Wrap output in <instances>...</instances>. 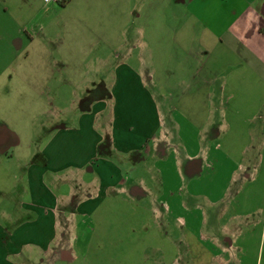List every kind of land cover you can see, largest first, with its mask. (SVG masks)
<instances>
[{
    "label": "crops",
    "instance_id": "crops-1",
    "mask_svg": "<svg viewBox=\"0 0 264 264\" xmlns=\"http://www.w3.org/2000/svg\"><path fill=\"white\" fill-rule=\"evenodd\" d=\"M80 1L65 0L61 5L0 0V51L50 44L46 35L57 9ZM153 2L162 6L157 19L176 21L166 32L147 31L154 37L145 43L152 53L171 37L167 51L178 55L175 62L158 66L162 69L159 91L150 89L157 70L148 62L133 61L130 48L126 61L119 60L114 72L115 108L105 111L107 105L99 103L83 115L78 133L87 128L80 141L89 149L81 160L70 157L79 144L76 137L66 135L74 130L59 126L45 145L43 160L38 150L35 153L34 160L42 166L26 162L20 176H0L5 188L0 189V197L15 205L14 215L6 217L18 228L9 235V244L32 242L48 264H75L76 246L88 243L85 228L97 215L98 201L127 193L133 199L156 197L159 205L154 210L174 218L162 225L171 234L174 254L188 264H264V0H148V10H155ZM192 52H198L195 61ZM70 62L63 64L69 67ZM171 77L186 86L198 85V91L207 87L203 98L208 101L207 127L202 130L209 132V139L201 142L203 131L189 118H172L171 108L164 104L168 93L163 85L171 83ZM218 82L222 88L216 101ZM215 115L223 125L212 128ZM190 116L195 119L198 114ZM93 127L101 134L93 133ZM11 134L6 128L0 130V154L7 158H14V149L22 145V139ZM11 139L12 146L6 148ZM88 139L93 140L91 147ZM105 139L108 150L95 159V150ZM74 169L80 171V181L89 179L87 172L94 174L79 192L72 190L69 173ZM185 175L191 178L186 186ZM20 178L25 188L8 189L10 180ZM185 195L191 208L183 201ZM200 197L205 205L198 203ZM5 206L1 209L9 211ZM205 209L213 217L208 224L201 221ZM205 226L217 229L221 237L212 233L205 237ZM178 231L179 237H174ZM0 238L5 240L1 227ZM166 253H159V264H168V259L179 264V256ZM14 254L19 253L12 250L9 257H18Z\"/></svg>",
    "mask_w": 264,
    "mask_h": 264
},
{
    "label": "rangeland",
    "instance_id": "rangeland-1",
    "mask_svg": "<svg viewBox=\"0 0 264 264\" xmlns=\"http://www.w3.org/2000/svg\"><path fill=\"white\" fill-rule=\"evenodd\" d=\"M152 5L154 11L148 10V0H81L65 10L57 9L59 14L55 16L54 25L46 35L50 44L37 45L33 49L25 47L22 50L0 51V130L6 128L11 135L22 139V145L14 149V158L0 154L2 178L7 179L13 173L20 176L26 162L42 166L40 161L34 160L35 153L38 150L39 159H42L48 139L59 126L65 130L72 128L74 132L66 137L78 139L79 145L71 149L70 157L81 160L85 156V151L89 148H83V141L80 140L85 136L87 128L78 133L83 115L91 112L99 103L107 105L105 111L111 112L115 108L112 93L114 72L119 60L126 61L127 58H124L130 48L134 50L133 61L148 62L154 66V71L157 70L150 89L153 92L159 91L161 75L158 72L162 69L158 66L175 62L178 55L167 51L172 43L171 37L166 38L167 42H160L161 46L152 53V47H149L151 50L148 49L145 43L154 37L147 36V31L166 32L169 27L176 25V21L157 19L162 6L160 2H153ZM144 13L153 15V18H146ZM182 23L192 27L191 22ZM190 58L197 60L198 52H192ZM64 62H70L69 67ZM176 81L177 78L171 77V83L163 84L168 93L164 104L171 108L172 118L177 119L178 115H183L197 123V127L203 131L201 142L209 139V132L202 130L207 127L208 106L205 105L208 101L203 100L207 95V87L198 91V85L192 83L186 86ZM215 87L214 96L217 101L222 83H216L214 90ZM196 95L199 96L197 100L191 99ZM54 96L56 99L51 98ZM181 96L183 99H180ZM192 113H197L198 116L194 119L190 116ZM215 120L212 128L223 125V119L218 115H215ZM93 130V133L101 134L100 129L93 127ZM106 140L95 150V159L103 157L107 152ZM13 141L11 139L7 142L6 148L12 146ZM92 141L87 140L90 147ZM86 175L89 179L80 181L79 170L74 169L69 173L73 179L72 190H83V182H89L94 177L90 172ZM190 180L185 175L184 186ZM135 182L139 184V181ZM2 185L0 182V189L3 191L5 188ZM23 188L25 184L21 182V178L10 180L8 185V189L17 191ZM132 199L127 193H118L107 195L98 201L100 208L97 215L92 219V224L85 228L89 233L88 243L82 247L76 246L79 254L75 264H159L161 251L167 252L166 255L170 257L179 256V264H188L189 261L181 260L184 257L180 254H174L169 238L171 234L162 226L174 218L165 217L164 212L160 214L158 210H154L153 206L159 205L156 197ZM183 201L191 208L190 197L183 196ZM198 203L205 205L206 200L200 197ZM1 206L7 207L9 211L2 210ZM14 209L15 205L11 202L4 203L0 197V227L5 231V240L0 238V264H44L46 260L39 257L35 243L22 240L21 244L15 246L9 244V235L18 229L6 218L14 215ZM203 213L201 221L211 223L212 214L206 209ZM202 229L205 237L211 233L221 237L217 229L209 226ZM179 234L178 231L174 237H179ZM12 250L19 253L14 254L18 257H9ZM166 262L171 264L175 261L168 259ZM55 264L67 263L61 261Z\"/></svg>",
    "mask_w": 264,
    "mask_h": 264
},
{
    "label": "built area",
    "instance_id": "built-area-1",
    "mask_svg": "<svg viewBox=\"0 0 264 264\" xmlns=\"http://www.w3.org/2000/svg\"><path fill=\"white\" fill-rule=\"evenodd\" d=\"M47 3H49V2H58V3H60L62 0H45Z\"/></svg>",
    "mask_w": 264,
    "mask_h": 264
},
{
    "label": "trees",
    "instance_id": "trees-1",
    "mask_svg": "<svg viewBox=\"0 0 264 264\" xmlns=\"http://www.w3.org/2000/svg\"><path fill=\"white\" fill-rule=\"evenodd\" d=\"M64 2H65V0H62V1L60 2V4H61V5H64Z\"/></svg>",
    "mask_w": 264,
    "mask_h": 264
}]
</instances>
